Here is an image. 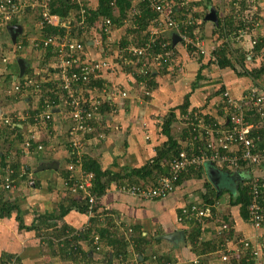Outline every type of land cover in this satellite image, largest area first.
I'll return each mask as SVG.
<instances>
[{"label": "crops", "instance_id": "0c3cea01", "mask_svg": "<svg viewBox=\"0 0 264 264\" xmlns=\"http://www.w3.org/2000/svg\"><path fill=\"white\" fill-rule=\"evenodd\" d=\"M22 1L26 2L27 6L34 2V0ZM73 1L88 10H95L99 5L98 0ZM130 1L132 8L127 12L123 21L120 23L112 21V32L110 36H106L102 46L103 50L116 42L123 44L120 41L123 37L126 41L128 40L124 43L125 45L134 44L135 38L132 37L138 35L139 31L143 33V35L140 34L142 43L149 37V31L155 28L162 31L163 38L171 41L174 47L172 48V59L161 67L148 65L147 69L153 76L147 78L140 73L142 67L145 66L144 62L134 67L132 65V67H124L121 60L117 59V55L114 57L112 52L108 53L107 60L112 63V67L103 71L101 78L94 83L100 89L98 93L94 90V93L105 94L104 97L107 99L97 113L98 119L95 122L94 133L85 134L82 138V146L79 148L82 165L76 168L75 174L80 175L85 170L83 158L88 156L98 161L103 170L108 169L113 174L119 173L121 176L126 174L127 179L131 174L130 177L134 178L133 183L126 184L148 187L154 185L158 176L164 173L158 172V169L152 172L148 164L167 140V137L161 133L159 124L168 112L174 110L176 113L177 120L172 124V133L179 140V145L196 148V144L201 143L193 139L194 130L182 120L184 113H180L177 106L189 97L190 106L185 113L202 111L211 113V115L215 114L213 105H218L223 101L222 93L210 99V94L215 89L213 85L219 84L215 81L211 83L208 79H219L220 83L225 86V90L227 89L232 96L239 98L254 88L264 91V75L259 79H252L249 76L240 77L233 70H222L218 64H212L209 68L203 69L204 78L197 81V74L202 64L209 61V56L200 58L199 53L186 47L179 39L174 43L175 31L164 30L165 27L161 24H151V18H148L145 29L139 30L140 25L135 28L138 21V16L135 14L140 9V0ZM208 1L212 2L214 8L220 9L222 6V11L217 10L218 18L227 13V5H225L227 0ZM183 2L185 3L183 8L194 6L193 10L197 2H202V5L196 6L197 12H201L200 20H204L202 40L208 49L217 46L220 41L215 42L217 34L213 32L216 23L207 17L212 7L206 6V0H183ZM234 5H236L235 2L230 4L232 8ZM254 6L258 8V25H254L249 34H244V41V38L240 40L233 34L229 35L228 39L232 47H242L246 51L251 38L252 40L264 38V0H256ZM37 12H39L38 8L29 9L22 20L13 22L23 27V32L17 37L15 43L8 29L0 33V52H2L0 53V116L16 120L17 115H21V119L16 123L23 130L24 138L32 137L33 144L42 145V149L36 148L35 144L27 151L22 143L18 144L16 137L9 146L3 141L0 142V212H2L4 203L16 205L17 208L9 217H0V264L13 262L17 264H72V261L64 259L58 253L59 249L51 245L52 242L57 244L58 240H63L68 235L66 231L58 235V229L66 225L72 229L68 233H71L70 231L82 233L93 224L94 217L97 219L96 226H107L110 230L119 231V234L125 233L129 242V258L132 262L139 259L143 260L144 264H153L151 256L160 255L168 257L170 259L168 261L174 264H222L219 249L221 245L226 246V241L217 233V226L213 224L210 226L207 222L180 220L182 208L197 200L210 204L218 218L230 221V247L237 248L239 241L243 238L256 242L255 235H258L260 240H264V227L257 231L251 224L250 216L247 219L241 216L240 205H229L232 195L239 194V188L235 189V181L231 176L228 178L225 176V173L228 174L230 171L222 170L221 165L208 161L198 167V173H186L175 189L164 198L148 199L132 195L117 189V186L122 183L112 182L106 193L98 199V215L95 213L94 216L89 217L87 213L71 208L63 213L61 219L57 218V215L61 214V206L63 204L67 206L72 198L79 195V193H69L65 185L69 165L74 160L71 156L73 148L70 146L68 136V112L58 92H50L58 98V108L54 109L52 122L36 120L34 115L36 116L37 111H40L38 98L31 94L21 95L10 91L11 86L18 79L43 75L54 61V53L51 50L34 47V41L46 35L40 17L36 16ZM176 13L180 15L182 12L177 9ZM76 14L78 11L72 9L68 17L60 16L67 21L66 23L70 17L74 20L73 23H68L67 27L61 28L60 32L66 31L71 37L89 44V47H86L89 55L103 57L99 52L102 47L99 45L100 49L94 48L93 43L90 42L98 36L91 26L99 24L103 16L92 22L93 24L85 23L87 27L82 28L76 25V20L79 19V15ZM17 43H21L23 48L16 50ZM4 57L8 58V62H4ZM20 58L26 63L23 75L20 74L18 63ZM195 83L196 86L193 87ZM91 88L94 89V87ZM106 103L110 109L105 108ZM31 113H33V119H31ZM216 119L217 123L224 121L219 116ZM2 125L6 124L1 120L0 140L7 136L3 135L5 132L1 129ZM186 127L187 135L182 138L183 129ZM200 131H203L202 128ZM5 162L6 166L3 165ZM53 162L58 164L56 168H41L42 165ZM15 164L18 165L20 173L12 167ZM238 170H249L251 175L264 176V168L260 170L251 166L250 168L242 166L238 169H231V171ZM8 171L17 184L15 190L7 191L1 187ZM132 171H138L139 174L132 173ZM222 176L229 180L230 186L224 184ZM211 177L215 178V182ZM247 180L240 186L245 185ZM205 182H208L215 190L216 198L212 203L205 201L208 191ZM108 213H111V216L106 217ZM220 214L225 216L221 217ZM17 216L26 226L38 224L41 218L39 228L20 227ZM134 227L139 228L147 237V244L142 245L134 241ZM128 228L132 230L131 233L127 232ZM175 232H181L182 235L173 241L164 238L165 235ZM192 233L198 234L194 240L191 238ZM203 243H206L208 247L204 246L206 249L201 252ZM82 244L88 248V241L84 240ZM139 247L144 248V258L139 253ZM105 249L108 252L112 250L111 246L107 245Z\"/></svg>", "mask_w": 264, "mask_h": 264}, {"label": "built area", "instance_id": "2783aa9c", "mask_svg": "<svg viewBox=\"0 0 264 264\" xmlns=\"http://www.w3.org/2000/svg\"><path fill=\"white\" fill-rule=\"evenodd\" d=\"M143 1V0H140ZM149 4V8L154 11L157 16L150 19V23L154 25L161 24L165 29L174 30L179 36L180 42L188 48L194 49L199 54L209 56L214 61L217 57L213 54L215 47L208 49L202 36L198 31L193 33L190 28H196L200 22L193 15V7L187 6L183 8L185 3L183 0H145ZM255 0H251L254 3ZM52 0H34L31 5L32 9H40V22L44 29L54 27L58 31L46 33L40 39L34 41V47L44 50H51L54 53V61L43 75L26 76L18 79L10 88V91L16 94H31L39 100L38 108L40 111L36 113V120L50 122L54 116V109L58 108V103L51 96L50 92H58L60 98L63 99L66 111L68 112L69 120V141L73 148L71 156L74 160L69 165V175L65 180V185L69 193H84L88 198L90 205L87 210L89 217L95 215L93 207L97 202V197L90 192L93 185L94 173L90 171H82L80 175L75 174L76 168L82 165L79 148H81L82 138L85 134H90L95 130V122L98 119V111L107 99L103 95H97L100 89L94 83L101 78V73L112 67V63L104 57H94L87 53L85 41L71 37L66 31L60 32L68 23H73V19L67 21L60 15L51 12ZM26 2L22 0H0V32L7 29L9 24L20 19L26 14L28 7ZM180 11L182 8L187 13V17H175V11ZM182 6V7H181ZM254 8H257L254 6ZM258 9V8H257ZM136 11V10H135ZM86 10L82 7L81 19L76 20V25L87 27L85 24ZM138 17H141V11H136ZM183 13H181L182 15ZM133 15V16H135ZM179 16V15H178ZM63 19V20H62ZM249 21L258 25L259 19L256 13L248 17ZM135 20V19H134ZM133 20V22H134ZM66 21V22H65ZM136 25V26H135ZM135 28L139 25L136 23ZM113 22L108 17H102L99 24H96L94 29L98 36L94 37L90 42L94 48L102 47V38L111 35ZM241 31V30H239ZM239 33V34H237ZM244 32H236L233 34L237 39L245 36ZM235 37L233 38L235 40ZM257 38L251 41L252 49L257 43ZM171 41L163 38L162 31L153 28L149 31V37L142 42L141 45L127 44L124 46L118 45L116 51L117 59H125L130 57L128 63L133 67L140 62H144L140 73L146 74L148 65H156L161 67L172 59ZM91 46V45H90ZM170 46V47H169ZM23 48L21 43L15 45L16 50ZM111 47L107 51L100 49V53H109ZM255 51V50H254ZM252 51L249 52L251 58ZM4 62H8V58L4 57ZM217 62V61H216ZM91 87H94L91 88ZM93 89V91H91ZM124 96L125 93L123 92ZM223 102L227 105L225 110L226 115L224 121L219 125L206 124L204 118L199 116L197 111H188L182 116V120L191 127L197 134L193 139L199 144V148H187L181 150L171 162L169 174H161L158 176L157 182L154 185L144 187L136 184H120L117 189L132 195H139L143 198L155 199L164 198L175 189L176 182L180 176L191 167H199L204 162H214L221 166H226L230 169H238L241 164L251 166L254 169L264 168V153L257 150V141L260 139L258 135L253 134V130L258 128V124L248 120L247 116L250 112L260 114L264 117V91L254 88L247 92L242 97H234L226 89L222 94ZM3 123L7 126H12L15 122L21 119V115H17L16 120L13 118L0 116ZM202 128L203 131H200ZM204 138V142L201 140ZM32 137L24 138L22 144L28 151L33 148ZM185 148V146H183ZM36 148L42 149L41 144H36ZM78 150V151H77ZM249 185V193L252 197L249 205V216L253 227L258 231L264 227V179L261 176L252 174L251 178L246 182ZM5 190H15L17 184L8 173L5 175L2 186ZM220 218V217H219ZM218 218V215L213 210L210 204H205L201 201L191 202L182 208L181 219L193 220L197 222H207L210 226H217V233L224 238L226 246L221 245L220 261L222 264H245L252 261L253 264H264V240H260L258 235H255V241L251 239H241L237 248L230 247V231L231 224L223 219ZM131 233L130 228L127 229ZM100 237L95 234L93 244H98ZM153 264H174L171 261H157V256L152 255ZM135 264H144L143 261L134 260ZM11 264H17L15 262Z\"/></svg>", "mask_w": 264, "mask_h": 264}, {"label": "trees", "instance_id": "16d2710c", "mask_svg": "<svg viewBox=\"0 0 264 264\" xmlns=\"http://www.w3.org/2000/svg\"><path fill=\"white\" fill-rule=\"evenodd\" d=\"M98 1H99V5L98 8L95 10L94 9L88 10L86 7H83L87 11L85 15L86 16L85 23L87 22L92 23L98 20L99 18H101L102 16L110 18L115 23L116 22L120 23V21H123V18L127 16L128 14L127 12L132 8L131 7L132 3L130 0H98ZM237 1L240 0H231L230 4H233V2H235L237 5L238 4ZM196 4H197L196 6H199L202 5V2H197ZM50 6H51V12L56 13L62 17H68L72 9H75L78 11V14L76 15L77 16L79 15L78 18L81 19L80 12L82 7H80V5L73 0H54V2ZM139 6H140L139 10L141 11L142 15L141 17H138L137 23L138 25H140L139 30H142L147 27L148 18H154L155 16H157V14L149 8V4L145 0L140 1ZM196 6L195 9L193 10L194 11L193 15L196 18L199 17V19H201V12H197ZM175 8L176 6L173 8L174 11ZM116 10H118V14H116ZM181 12L183 13L182 15L181 14L179 16L175 15V17H181V18L187 17V13L185 12V10H183V8L181 9ZM175 14H177L176 11ZM248 16L249 15H247V17ZM243 19L242 18L237 19V15L235 13L228 16L227 13H225V15L219 17L218 25L215 24L216 28L213 31L215 34H217V38L215 42L220 41V43L217 46H215V50H213V54L217 57L216 60L217 63L212 58H209L208 62L203 63L197 74V81L198 80L200 81V79L204 78L203 69L209 68L212 64L214 65L218 64L219 68L222 70H233L240 77L249 76L252 79H259L262 75H264V38L259 39L254 46V50L257 52L256 56L260 57L262 62L260 63L259 67L250 68V69H249V62L253 59V56L251 57L252 59L249 58L247 56V52L242 47L234 48L232 47V44H230L229 42L228 39L229 35L238 32L239 29H243L246 26ZM250 23L254 27L255 24L252 22ZM203 25H204V20H200V22L197 23V27L190 28V31L192 33L194 31H199L198 34L203 36L202 35ZM44 31H46V33H52V32H57L58 30L54 27H48L44 29ZM106 38H107L106 35H104L101 42L102 46ZM120 41L123 44H119V45L124 46L125 45L124 43L127 42L128 40L126 41V39H124L123 37L122 39H120ZM113 44L116 45L115 43ZM170 48H172V44ZM199 57L202 58L204 57V55L199 54ZM145 76L147 78H150L153 75L151 71L148 70ZM208 81L211 83L215 81L218 82L219 84L216 86L213 85L215 89L213 88L214 91L212 92V94H210V99L220 96L221 93L223 94V91L225 90V86L220 83L219 79L210 78L208 79ZM195 86L196 83L194 84L193 87ZM51 96L55 99V101L58 102V98L54 93ZM106 105L107 103L105 104V108L110 109ZM189 106H190L189 97H186L184 102L178 105L177 108L180 111V113H185V111L188 109ZM213 108H214L213 112L215 114L211 115V113H203L202 111L198 113L200 117L204 118V122L206 124L213 125L217 123L216 117L219 116L221 118H224V116L226 115L225 110L227 108V105L225 104V102L221 101L218 105L216 104L213 105ZM31 114H32L31 119L36 117L35 115L33 117V113ZM247 119L254 121L256 124H258L259 127L253 130V134L258 135L260 137V139L256 142L257 150L264 153V117H261L258 112L257 114L250 112L247 116ZM175 120H177V118H176V113L173 110L171 112H168V114L164 116V120L159 124V127L161 128V133L167 137V140L163 143L161 148L157 150L155 158L151 161L150 164H148V166L151 167L152 172L158 169L157 170L158 172H164L165 174H169L171 168V162L175 158V156L181 150L183 149L187 150V148L189 149V147L187 146L184 148L182 145H179L180 144L179 140L175 138V136H173L172 124ZM220 124L222 123H219V125ZM7 129H8V131L6 130L7 136L5 134L6 138L4 142H6L8 146L11 142L15 140V137L18 138L16 139L18 144H21L23 142L24 139L23 130L20 128L19 124L15 122V124L12 126L8 125ZM186 130L187 127L183 129L184 135L182 136V138H185V136L187 135ZM193 134H197V131H193ZM0 136H2V134H0ZM12 136H14V138ZM68 136H69V132H68ZM11 138L13 140H11ZM201 141L204 142V138ZM198 145L199 144H196V148H195L196 150L199 148ZM6 164H7L6 162L3 163L4 166H6ZM242 166L245 165L241 164L239 168H241ZM12 167H14V170H16L17 173H20L18 165L15 164ZM83 167L86 171H90L94 173L93 185L90 188V192L97 197V202L95 203L92 209L93 212L96 213V215L99 214L98 199L103 194L106 193V191L111 186L112 182H116L118 184L119 183L126 184L130 182L133 183L134 180V178L130 177L132 176L131 174L129 175V179H127L128 175L126 174L124 176H121L119 173L113 174L112 171L108 169L103 170L98 161L88 156H85L83 158ZM248 168H250V166H248ZM222 170L231 171V169H229L226 166H222ZM197 171H198V167L189 168L187 172H184L180 176L179 180L176 182V185L180 183V180L182 179V177H184L186 173L188 172L198 173ZM132 173L139 174L138 171H132ZM263 177L262 179H264ZM205 185L208 189L207 194L205 195V201L207 203H212L216 198L215 190H213V188L209 185L208 182H205ZM251 200L252 197L249 193V185L245 183V185L239 187L238 195L236 196L232 195L229 205L230 206L240 205V214L243 218L247 219L249 217V205L251 203ZM263 205H264V201H263ZM89 207L90 205L88 203V198L84 195V193L81 192L79 193V195L72 198V200L69 202L67 206H65L64 204L61 206V214H59L60 216L57 215V218L61 219V217L64 215L63 213L67 212L71 208H76L86 213ZM14 209H17L16 205H10L4 203L1 210L2 212H0V217L2 216L9 217L11 213L14 211ZM110 214L111 213H108L106 217L111 216ZM17 218L19 220L20 227H25L26 229L39 228V222L41 218H39L38 224L35 223L30 226L24 225L22 219L19 216H17ZM92 221L93 224L90 225L82 233L75 231L74 232L70 231L71 233H68L69 230L72 229L66 225H63L62 229L61 228L58 229V235H62V233L66 231V233L68 234L67 237L63 240H58L57 244H53L52 242L51 245L59 249L58 253L62 255L64 259L68 261L69 260L72 261V264H112L114 263V261H117L116 264H134L135 261L132 262L131 259L129 258V250H128L129 242L128 239L126 238L125 233L119 234L120 233L119 231L110 230L107 226H103V227L96 226L97 219L95 217ZM95 234L99 235L100 240L98 244L94 245L93 241ZM191 235H192L191 238L193 240L198 236L197 233H192ZM133 238L134 241H137L138 244L145 245L148 243L147 237L142 234V231L139 228L136 227H134ZM84 240L88 241L87 244L88 248L83 246L82 242ZM205 244L206 243H203L201 252L205 251L206 248L204 246H207ZM105 245L111 246L112 250L109 252L106 251ZM138 250L139 253L144 258L143 255L144 248L139 247ZM156 259L157 261L170 260L168 257H164L160 255L159 256L157 255ZM245 264H253V262L252 261L245 262Z\"/></svg>", "mask_w": 264, "mask_h": 264}, {"label": "rangeland", "instance_id": "374dc122", "mask_svg": "<svg viewBox=\"0 0 264 264\" xmlns=\"http://www.w3.org/2000/svg\"><path fill=\"white\" fill-rule=\"evenodd\" d=\"M207 2L205 3L206 4V6L207 7H209V8H211L212 7V2H209L208 0H206ZM226 1V0H225ZM230 0H227L226 1V3H225V5H227V16L228 15H231V14H236L237 15V19L238 18H244L243 20H244V22H245V24H246V26L243 28V29H239V30H241V31H238V32H244L243 34H249V32H251L252 31V29L254 28L253 26H252V24L250 23V21H247V20H249L248 19V17L249 16H251V14H253V13H256L257 15H258V9L257 8H254L253 7V4H256V0L254 1V3H252L251 2V0H240V1H237L238 2V4L237 5H234V8H232L231 6H230ZM257 7V6H256ZM217 8V7H216ZM29 9L30 10H34V9H37V8H34V9H32L31 7H27L26 8V13H28V11H29ZM216 10H218V11H222V6H220V9L219 8H217ZM31 13V12H30ZM29 13V14H30ZM247 15H249L248 17H247ZM36 16L37 17H40V9H39V12H37L36 13ZM24 17H20V19L22 20ZM198 19H199V17H198ZM200 20V19H199ZM24 22V21H23ZM2 32V31H1ZM0 32V33H1ZM140 34H142L143 35V33H141V31H139V33H138V35H136V36H133L132 38H135V42H134V44L135 45H141L142 43H141V39H142V37H141V35ZM237 34H239V33H237ZM245 36H242L241 38H240V40H242L243 38H244ZM0 39H1V37H0ZM245 40V38L243 39V41ZM251 41H252V38H251ZM251 41H249V43H248V45L246 46V52H247V54L249 55V52L250 51H252V54H251V57L253 56V59L250 61V63H249V67L250 68H255V67H259V65H260V63H261V59H260V57H258V56H256L257 55V52L256 51H254L253 49H252V46H251ZM138 44H137V43ZM108 45H110V44H108ZM118 45H119V43L118 42H116V46L113 44V46L112 45H110V47H111V50L109 51V53L110 52H112L111 54L112 55H114V57L116 56V49H118ZM109 47V46H108ZM108 47H106L105 48V51H107V48ZM235 48V47H234ZM99 52H100V50H99ZM0 53H2V52H0ZM102 55H103V57L104 58H108V55L109 54H107V53H101ZM110 54V55H111ZM197 56V55H196ZM231 56V55H230ZM255 59H257V60H255ZM130 60V58H128L127 60H126V62L128 63V61ZM121 63H122V65L124 66V67H129V66H131V64L130 63H126L125 62V59H121V61H120ZM132 67V66H131ZM234 73H235V71H234ZM7 127L8 126H6V125H2L1 126V129H3L4 130V136H5V134L7 135V133H6V129H7ZM5 138L6 137H4V138H2V140H0V142H4L5 141ZM8 138V137H7ZM5 144H7L6 142H4ZM263 167H260V168H258V169H262ZM225 176H227L226 178H228L229 177V175L227 174V173H225ZM215 177V176H214ZM224 176H222V180H223V182H224V184L225 185H227V186H230V182H229V180L228 179H226ZM211 179H213V181L215 182V178H213V177H211ZM225 214H226V212H224ZM221 215V217L222 216H225L224 214H220ZM114 263H117V262H115L114 261ZM114 263H112V264H114Z\"/></svg>", "mask_w": 264, "mask_h": 264}, {"label": "water", "instance_id": "95a60500", "mask_svg": "<svg viewBox=\"0 0 264 264\" xmlns=\"http://www.w3.org/2000/svg\"><path fill=\"white\" fill-rule=\"evenodd\" d=\"M208 19L212 20L216 24L219 22V18L217 15L216 8L212 7L211 12L207 15ZM7 29L10 33V36L12 38V41L15 43L17 37L23 32V27L21 24H10L7 26ZM179 39V36L175 34L173 36V42L176 43V41ZM19 67H20V74L23 75L26 70V63L23 59L18 60ZM58 164L56 162L50 163V164H44L41 166L42 169H45L46 167L49 168H56ZM228 175L231 176V178L235 181V189H238L240 187L241 183H244L247 179L249 180L251 178V171L249 170H238V171H230L228 172ZM182 235L181 232H175L172 234L165 235V239L168 240H174L179 238Z\"/></svg>", "mask_w": 264, "mask_h": 264}, {"label": "clouds", "instance_id": "9594fccd", "mask_svg": "<svg viewBox=\"0 0 264 264\" xmlns=\"http://www.w3.org/2000/svg\"><path fill=\"white\" fill-rule=\"evenodd\" d=\"M18 21V20H17ZM16 22V21H15ZM13 24V23H12ZM10 25V24H9Z\"/></svg>", "mask_w": 264, "mask_h": 264}]
</instances>
